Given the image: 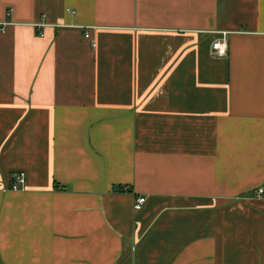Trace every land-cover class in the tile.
<instances>
[{
	"label": "crops",
	"instance_id": "crops-1",
	"mask_svg": "<svg viewBox=\"0 0 264 264\" xmlns=\"http://www.w3.org/2000/svg\"><path fill=\"white\" fill-rule=\"evenodd\" d=\"M0 264H264V0H0Z\"/></svg>",
	"mask_w": 264,
	"mask_h": 264
},
{
	"label": "built area",
	"instance_id": "built-area-1",
	"mask_svg": "<svg viewBox=\"0 0 264 264\" xmlns=\"http://www.w3.org/2000/svg\"><path fill=\"white\" fill-rule=\"evenodd\" d=\"M74 13V12H72ZM86 38L90 39V34L86 33ZM92 47L95 48L96 43L94 41H91ZM228 54V40L226 36H223L221 39L217 40L213 44V56L216 58L219 57H225ZM16 179L17 182L23 184L24 183V174H20L14 178ZM13 190H18V186L13 187ZM262 193V190L258 193L260 195ZM146 199L145 198H139L136 203V209H140L142 205L145 203Z\"/></svg>",
	"mask_w": 264,
	"mask_h": 264
}]
</instances>
